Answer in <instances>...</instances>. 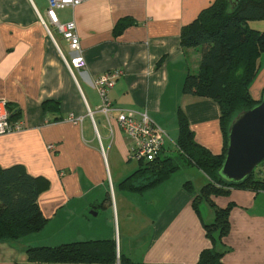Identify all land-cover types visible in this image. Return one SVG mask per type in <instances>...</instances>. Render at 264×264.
Returning <instances> with one entry per match:
<instances>
[{"label": "crops", "instance_id": "crops-1", "mask_svg": "<svg viewBox=\"0 0 264 264\" xmlns=\"http://www.w3.org/2000/svg\"><path fill=\"white\" fill-rule=\"evenodd\" d=\"M213 1L87 0L59 9L60 22L75 24L85 61L84 68L70 70L75 52L56 29L51 36L43 25L47 0H0V101L15 105L24 124L0 135V166L20 164L40 177L37 202L47 218L31 235L0 241V264H106L29 261L25 252L28 246L97 239L115 240L113 264H120L119 254L138 264H198L200 251L212 248L203 223L213 221V208L206 200L199 213L192 206V194L207 182L201 170L183 168L143 193L120 189L139 162L128 158L130 139L115 111L98 110L93 81L121 71L109 90L112 105L146 110L167 133L166 151L167 141L177 139L182 112L194 139L220 153L217 103L182 90L185 76L198 70L200 50L180 44L181 28ZM123 17L134 22L114 32ZM249 25L263 30L264 19ZM263 90L264 53L249 92L260 100ZM45 100L59 108L44 112ZM210 198L218 207L232 203L229 229L215 247L222 264H264V190L233 187Z\"/></svg>", "mask_w": 264, "mask_h": 264}, {"label": "trees", "instance_id": "trees-1", "mask_svg": "<svg viewBox=\"0 0 264 264\" xmlns=\"http://www.w3.org/2000/svg\"><path fill=\"white\" fill-rule=\"evenodd\" d=\"M257 19H264V0H239L235 6L231 0H214L195 19L182 26L180 31V44L183 47H199L200 50L198 70L185 76L182 90L211 98L217 103L223 138L220 153L214 154L199 144L194 139L186 117L179 112L174 154H164L166 150L163 146L152 160H137L138 167L118 184L124 191L143 193L157 187L183 168L193 166L201 170L207 176V182L199 189L198 194H192V206L199 213V202L206 200L213 208L214 218L210 223H203L213 246L200 251L198 264H222V253L215 247L229 229L228 215L232 203L218 207L210 196L227 195L233 187L264 190V177L255 176L254 170L238 183L226 181L218 175L232 118L260 101L253 99L249 92L259 69L261 54L264 53V29L259 30L249 25V21ZM133 22L131 17L120 18L113 30L118 33ZM42 108L44 112L49 109L57 110L59 103L45 100ZM6 109L10 120L20 119V111L15 105L6 102ZM39 179L20 164L0 166V241L20 240L45 226L47 218L37 202ZM186 183L191 185L190 181ZM25 252L29 261L38 262L113 264L117 260L114 239L28 246ZM119 261L120 264H138L122 254H119Z\"/></svg>", "mask_w": 264, "mask_h": 264}, {"label": "built area", "instance_id": "built-area-1", "mask_svg": "<svg viewBox=\"0 0 264 264\" xmlns=\"http://www.w3.org/2000/svg\"><path fill=\"white\" fill-rule=\"evenodd\" d=\"M87 0H47V23L43 21L47 32L51 35V30L56 29L61 37L67 41L70 51L75 52V55L70 57L67 65L70 70L73 68L82 69L85 67V61L80 53L79 37L75 31L73 22L62 23L59 21L57 10L67 6L74 7L81 2ZM52 36V35H51ZM121 75V71L112 70L98 76L93 81V86L97 90L100 97V105L98 110L107 115L116 113V121L119 127L125 131L130 139L128 158L134 160H152L160 152L167 138L166 131L155 124L148 116L146 110H115L109 98V90L114 86L116 79ZM92 116V111L88 110ZM69 120H79L72 115L67 117ZM24 128L22 120H10L9 112L6 109V102L0 101V135L19 131ZM49 148H53L49 144ZM259 164V163H258ZM256 165V167L258 166ZM258 175L264 177V160L260 162L258 167Z\"/></svg>", "mask_w": 264, "mask_h": 264}, {"label": "water", "instance_id": "water-1", "mask_svg": "<svg viewBox=\"0 0 264 264\" xmlns=\"http://www.w3.org/2000/svg\"><path fill=\"white\" fill-rule=\"evenodd\" d=\"M235 6L239 0H231ZM264 160V90L260 101L231 120L226 150L218 175L226 181L245 180Z\"/></svg>", "mask_w": 264, "mask_h": 264}, {"label": "rangeland", "instance_id": "rangeland-1", "mask_svg": "<svg viewBox=\"0 0 264 264\" xmlns=\"http://www.w3.org/2000/svg\"><path fill=\"white\" fill-rule=\"evenodd\" d=\"M167 144L170 146V151H166L164 154H174V150H173V148H174V143L173 142H171V141H167ZM169 148V147H168ZM164 154H162V156L164 155ZM132 162L133 163H138V161L137 160H132ZM260 164V163H259ZM259 164H258V166L257 167H255L254 168V174H255V176H258V167H259ZM200 185H203V184H200ZM201 208H203L204 206H206V202L204 201V199H202L200 202H199V204H198Z\"/></svg>", "mask_w": 264, "mask_h": 264}]
</instances>
